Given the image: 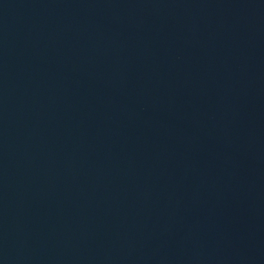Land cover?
I'll return each mask as SVG.
<instances>
[{"label":"water","instance_id":"obj_1","mask_svg":"<svg viewBox=\"0 0 264 264\" xmlns=\"http://www.w3.org/2000/svg\"><path fill=\"white\" fill-rule=\"evenodd\" d=\"M0 264H264V0H0Z\"/></svg>","mask_w":264,"mask_h":264}]
</instances>
